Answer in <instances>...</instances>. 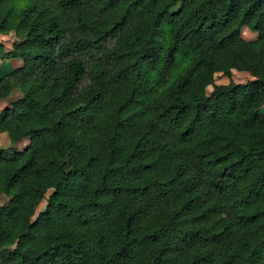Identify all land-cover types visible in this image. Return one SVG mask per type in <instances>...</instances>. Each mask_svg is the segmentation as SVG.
Instances as JSON below:
<instances>
[{"label": "trees", "instance_id": "16d2710c", "mask_svg": "<svg viewBox=\"0 0 264 264\" xmlns=\"http://www.w3.org/2000/svg\"><path fill=\"white\" fill-rule=\"evenodd\" d=\"M0 32V264H264V0H0Z\"/></svg>", "mask_w": 264, "mask_h": 264}, {"label": "crops", "instance_id": "0c3cea01", "mask_svg": "<svg viewBox=\"0 0 264 264\" xmlns=\"http://www.w3.org/2000/svg\"><path fill=\"white\" fill-rule=\"evenodd\" d=\"M242 30L247 35V36L242 35V37H244L246 39H253L257 35L256 31L250 30L245 26H243L241 28L240 34H241ZM12 39H13V35L10 32H8V33H1L0 32V41L3 43L5 48H8L10 46V42ZM20 64H21V59L18 57L0 58V75L3 74L4 72L8 71L9 69H11L15 66H18ZM235 70L236 69H234V68L230 69V72H231L230 78L233 81H236V79L234 77H242L243 81L248 79V78H251V76L247 72H240L242 70H238V71H235ZM216 73L219 74V72H216ZM223 76L224 75H222L220 78L221 82H218V83H226L227 82L228 78L225 76L226 77V80H225V78ZM16 93H17V91L13 90L12 93L9 94L7 97L1 98L0 99V109L4 105H6L8 102V99ZM26 141H27V139L25 137H22V138L11 143L9 140V137L7 136V133L5 131H0V146L1 147H3V145H5L2 143H6V144L9 143V145H11L13 148L19 149L26 144Z\"/></svg>", "mask_w": 264, "mask_h": 264}, {"label": "rangeland", "instance_id": "374dc122", "mask_svg": "<svg viewBox=\"0 0 264 264\" xmlns=\"http://www.w3.org/2000/svg\"><path fill=\"white\" fill-rule=\"evenodd\" d=\"M247 36L245 33H244V31L242 30V32H241V36ZM235 71H238V70H235ZM240 72H246V71H240ZM236 73V72H235ZM221 74L219 73H215L214 74V82L215 83H218V82H221V80H220V78H221ZM224 78H225V80H226V77L225 76H223ZM235 79H236V81H243V78L242 77H234ZM210 88H211V86L210 85H207L206 87H205V91L206 92H208L209 90H210ZM17 91V90H16ZM15 95V94H14ZM13 95V96H14ZM13 96H11V97H13ZM10 97V98H11ZM2 144H5V145H3V147H5V148H8V149H12L13 147L11 146V145H9V143H2ZM1 147V146H0ZM6 200H7V197H5L3 194H0V204H5L6 203ZM42 203H43V201H41L39 204H38V206H37V208H39L41 205H42Z\"/></svg>", "mask_w": 264, "mask_h": 264}]
</instances>
